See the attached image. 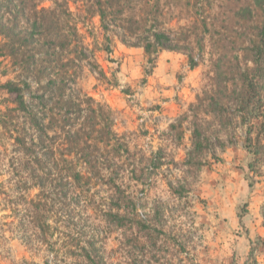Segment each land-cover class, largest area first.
<instances>
[{
	"label": "rangeland",
	"instance_id": "rangeland-1",
	"mask_svg": "<svg viewBox=\"0 0 264 264\" xmlns=\"http://www.w3.org/2000/svg\"><path fill=\"white\" fill-rule=\"evenodd\" d=\"M90 1L68 0L76 51L86 56L69 55L68 93L82 110L77 124L94 116L103 128L108 107L119 157L100 143L104 134L87 131L80 146L97 174L84 171L81 184L53 174L41 182L46 189L24 187L13 97L1 88L16 77L0 50V264H264V156L254 161L246 144L264 119V76L247 71L260 1L131 2L129 29L165 33L192 53L194 69L182 51H161L149 64L142 48L120 42L123 29H103ZM42 7L53 8L51 0ZM163 52L176 60L162 59L157 71ZM196 127L208 140L202 154L194 152ZM82 158L68 161L81 170Z\"/></svg>",
	"mask_w": 264,
	"mask_h": 264
},
{
	"label": "trees",
	"instance_id": "trees-1",
	"mask_svg": "<svg viewBox=\"0 0 264 264\" xmlns=\"http://www.w3.org/2000/svg\"><path fill=\"white\" fill-rule=\"evenodd\" d=\"M44 1L46 0H0V50L2 56L11 58L16 77L1 86L5 93L13 97L14 106L10 112L15 114V135L12 140L17 155L16 170L23 175V180L20 181L24 187H27V182H33L39 189H46L41 182L51 181L53 174L75 184L82 183L84 171L87 174H97V164L89 160L90 154L80 146L87 131L89 135L104 134L106 139L100 143L111 151L115 149L114 158L117 159L120 153L108 107L102 114L103 121L106 122L103 128H96L98 124L89 121L94 116L84 118V122L77 124L82 117V110L77 104H73L68 93L70 84L75 83V74L68 70L73 62L69 55L75 53L78 45L76 27L71 22L68 0H51L53 8H39ZM132 1L134 0H91L90 9L98 16L104 30L108 31L111 27L123 29L122 36H118L120 42L129 47L142 48L149 64H154L155 57L161 51H182L187 56L189 68L194 69L197 63L194 62L192 53L174 44L173 39L165 33L154 31L143 35L129 29V24L134 21L125 16L130 12ZM258 1L261 21L252 28L249 38L254 57L251 60L252 66L247 71H255L264 76V0ZM31 20L34 22L29 27L28 21ZM33 30L39 31L37 38H32ZM132 40L135 42H131ZM76 55L80 59H86L82 49L77 50ZM97 107L101 109V106ZM89 111L95 113V109ZM19 118L22 122L16 121ZM251 134L250 131L247 133L246 144L255 161L264 156V145L260 143V137L264 135V119L257 128L254 143ZM193 137L194 152L202 154V144L208 140L202 137L197 127L193 131ZM124 151L128 152L127 149ZM77 153H81L83 157L81 170L76 163L68 161V157ZM56 155L61 158L63 169L57 170ZM252 166L253 164L249 165ZM107 181L115 190L120 191L112 178H107ZM38 204H34L35 212Z\"/></svg>",
	"mask_w": 264,
	"mask_h": 264
},
{
	"label": "crops",
	"instance_id": "crops-1",
	"mask_svg": "<svg viewBox=\"0 0 264 264\" xmlns=\"http://www.w3.org/2000/svg\"><path fill=\"white\" fill-rule=\"evenodd\" d=\"M174 53H161L160 57H159V68H157V71L160 70V65H162L161 67H163V63L162 62V59H166V58H170L171 59V62L173 63L175 60H176V55H173ZM176 63V62H175ZM166 64V63H165ZM170 76V74H169ZM162 81V80H161Z\"/></svg>",
	"mask_w": 264,
	"mask_h": 264
},
{
	"label": "built area",
	"instance_id": "built-area-1",
	"mask_svg": "<svg viewBox=\"0 0 264 264\" xmlns=\"http://www.w3.org/2000/svg\"><path fill=\"white\" fill-rule=\"evenodd\" d=\"M139 211V210H138ZM139 214H140V216H141V218H145V216L142 214V212L141 211H139Z\"/></svg>",
	"mask_w": 264,
	"mask_h": 264
}]
</instances>
